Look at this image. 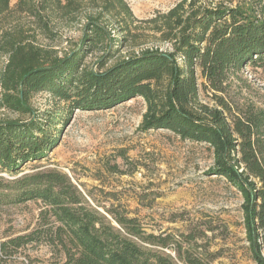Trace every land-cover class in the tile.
I'll return each instance as SVG.
<instances>
[{"label":"trees","instance_id":"trees-1","mask_svg":"<svg viewBox=\"0 0 264 264\" xmlns=\"http://www.w3.org/2000/svg\"><path fill=\"white\" fill-rule=\"evenodd\" d=\"M226 1L196 12L171 51L146 50L108 66L106 29L89 20L69 54L19 76L6 69L4 101L30 118L0 121V170L17 176H0V203L35 201L40 210L35 227L0 240V264H211L212 253L190 251L204 235L196 227L178 234L147 232L118 208L92 206L56 168L19 175L26 162L56 145V125H67L75 109H108L134 98L145 104L143 130L164 129L211 151V173L239 191L245 240L255 264H264V106L226 98L245 66L264 70V0ZM102 45L105 53L87 67L88 53ZM41 92L63 104L43 123L28 105ZM202 92L210 93L212 105ZM30 244L46 245L51 257L19 259V250Z\"/></svg>","mask_w":264,"mask_h":264},{"label":"rangeland","instance_id":"rangeland-1","mask_svg":"<svg viewBox=\"0 0 264 264\" xmlns=\"http://www.w3.org/2000/svg\"><path fill=\"white\" fill-rule=\"evenodd\" d=\"M226 0H0V121H25L30 113L4 101L6 69H26L63 57L80 45L87 21L107 32L108 66L146 50L171 51L177 34L196 12ZM104 45V44H103ZM88 53L95 67L104 46ZM226 98L264 106V70L245 66ZM201 81V79H199ZM202 100L212 105L210 93ZM45 92L28 101L43 123L55 105ZM141 98L108 109H75L67 125H56L59 140L45 157L28 161L23 173L56 168L66 173L88 202L101 210L115 207L136 217L147 232L178 234L196 227L204 235L191 252L213 254L211 264H255L243 226L242 197L224 178L211 173L213 156L204 144L181 140L164 129L143 130ZM0 176L13 179L6 171ZM40 203H0V240L36 226ZM209 227L210 230H207ZM206 249V250H205ZM19 259L46 260L50 250L30 244Z\"/></svg>","mask_w":264,"mask_h":264}]
</instances>
